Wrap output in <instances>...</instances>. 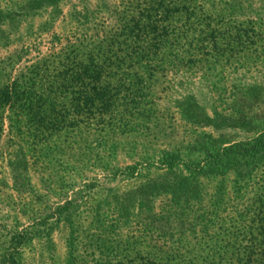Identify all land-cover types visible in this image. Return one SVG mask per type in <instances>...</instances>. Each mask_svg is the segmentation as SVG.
<instances>
[{
	"label": "rangeland",
	"instance_id": "1",
	"mask_svg": "<svg viewBox=\"0 0 264 264\" xmlns=\"http://www.w3.org/2000/svg\"><path fill=\"white\" fill-rule=\"evenodd\" d=\"M0 8L22 13L0 24L1 80L36 61L50 79L62 77L76 48L92 52L105 81L131 84L120 95L130 102L114 103L103 125L33 137L5 116L0 264L163 256L202 212L232 215L264 191V0H0Z\"/></svg>",
	"mask_w": 264,
	"mask_h": 264
},
{
	"label": "trees",
	"instance_id": "2",
	"mask_svg": "<svg viewBox=\"0 0 264 264\" xmlns=\"http://www.w3.org/2000/svg\"><path fill=\"white\" fill-rule=\"evenodd\" d=\"M174 7L179 10L178 5ZM20 14L14 9L0 8V24ZM90 55V50L82 54L75 48L74 62L63 65L62 77L53 75L50 79L45 74V62L36 61L16 76L0 79V134L5 116L16 132H27L33 137L78 124L103 125L102 117L114 103L129 101V94L120 95L122 90L129 89L130 83L118 77L114 83L105 81L104 66ZM139 60L142 61L137 59L134 63ZM45 82L49 83L47 87H43ZM58 98H67L74 104L57 105ZM172 159L168 157L164 163L171 166ZM204 216L202 212L199 218L187 222L188 227L197 223L198 228L181 235L170 253H126V257L132 256L129 260L112 264H264V191L237 205L232 215L220 218L214 214L209 219ZM114 250L115 247L111 252Z\"/></svg>",
	"mask_w": 264,
	"mask_h": 264
}]
</instances>
